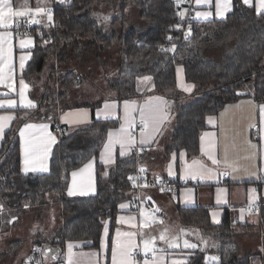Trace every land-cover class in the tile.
<instances>
[{
  "label": "trees",
  "instance_id": "trees-1",
  "mask_svg": "<svg viewBox=\"0 0 264 264\" xmlns=\"http://www.w3.org/2000/svg\"><path fill=\"white\" fill-rule=\"evenodd\" d=\"M129 7L138 9L137 21L128 20ZM181 10L175 0L56 1L52 7V27L38 25L23 30L35 39L32 58L23 71L24 79L34 87L45 65L55 59L49 74L59 86L55 87L54 100L49 101V92L45 90L37 98L36 107L17 110L18 119L4 133L0 146V210L9 212L6 225L10 229L17 227L25 212L36 211L39 219L44 207L52 203L60 207L61 224L46 237V231L34 230L38 239L31 245L56 249L52 264L61 262L59 258L68 241H90L85 247L97 249L105 222L110 223L111 232L119 205L133 199L130 175L136 167L140 169L145 155L157 159L155 153L144 155L145 150L137 147V155L134 150L130 155L117 156L109 168L97 162L94 194L67 195L70 172L97 158L108 130L119 124L118 119H93L89 126L70 129L57 122L56 110L96 105L66 100L67 92L80 85L83 77L91 80L93 69L101 70L106 88L119 101L138 98L137 79L152 78L148 95L164 97L172 113L163 162L181 150L187 157L198 155V140L206 129V118L219 113L225 105L247 97L264 102V12L257 13L254 7L233 0V9L224 19L193 21L190 33L182 35L185 15L181 16ZM169 36L174 40L169 41ZM85 64L93 67L82 72ZM177 66H182L186 82L193 85L189 92L177 87ZM48 118L58 138L49 171L22 174L19 128L28 121ZM175 165L178 168L177 161ZM162 177L177 180L165 173ZM258 189L259 224L264 227V194L261 187ZM23 205H28L29 210L23 211ZM179 215L186 225L198 227L208 238V251L217 254V264H249L252 253L240 254L237 236L241 230L254 226L232 224L228 209L219 224H211L203 208L181 209ZM5 220L0 218V226ZM6 230H0V236ZM22 241H10L5 251L0 248V260L14 254ZM204 253L197 251L188 264H204Z\"/></svg>",
  "mask_w": 264,
  "mask_h": 264
},
{
  "label": "crops",
  "instance_id": "crops-1",
  "mask_svg": "<svg viewBox=\"0 0 264 264\" xmlns=\"http://www.w3.org/2000/svg\"><path fill=\"white\" fill-rule=\"evenodd\" d=\"M175 1L178 6L182 7L181 13H183V16L186 15L189 4L184 3V0ZM191 1L190 7L194 12V21L196 22L224 19L233 9V0H228L227 11L224 12L223 16H217L215 8L216 0H210L209 4L200 5H197L196 0ZM241 1L246 6L254 7L257 12L258 0H250V3H245L244 0ZM9 2L17 10L27 11L30 9L32 15L16 18L21 21L19 27H16L15 24L8 29L0 27V32L7 31L10 33L4 45V63L5 72L11 77V79H6L3 83H0V101L5 102L0 107V117H5L3 121H0L4 126L3 132H0V146L4 133L18 119L17 110L31 109L37 105L36 100L38 97L33 93L34 87L23 77V71L32 58L35 39L32 35L23 33L24 27H22V24L27 20L38 21L35 24L40 26L43 23L52 22L53 19L49 20L46 13H36L35 9L37 7L48 9L51 11V16H53L52 7L56 0H9ZM197 12H210L211 15L208 17H197ZM21 40L30 42L24 48H21ZM21 56L26 57L23 61V68L20 66ZM175 75L177 87L181 90H190V84L184 78L182 66L175 68ZM21 80L26 85L23 90V97L20 95ZM152 81V78L148 76L137 79L136 88L137 92L140 93L138 98L119 101L112 98L114 94L112 93L93 103L96 104L95 106H81L63 111H55L57 122L68 126L70 129L89 126L93 119L119 120L117 127L108 130L97 158H91L81 167L70 172L66 190L67 195L88 196L94 194L96 190L97 162L109 168L117 156L130 155L135 150V147L143 148L145 152L142 154L144 155L154 153L161 133L163 132L164 134L169 130L172 113L169 103L164 97L148 95ZM9 100L13 101L12 106L6 103ZM29 101H31L33 107H26ZM126 102L128 103L127 119L125 112ZM106 104L109 105L108 108H105ZM158 104L163 108L166 119L158 124L157 130L152 133L148 143L143 145L140 143L141 129L134 135L131 128V135L134 138V144L131 148L127 144L122 148L120 143H114L110 149H105V145L109 143L110 131L113 133L111 138L116 140L121 125H124L125 132L129 131V122L133 124L136 120H141V109L147 112L150 107H155ZM105 113L108 114L105 115ZM9 116L13 118L8 120L7 117ZM49 118L48 120L28 121L19 128L20 172L22 174H42L49 171L51 153L58 139L53 132L52 122ZM26 124H31L35 127L25 129ZM256 124H258L257 128L254 127ZM41 125H47L48 127L46 130H42L39 127ZM21 129H24L23 137H21ZM47 133H50L51 137L55 140L54 143L50 144L48 152L41 156L28 158L26 162L22 143L26 144L30 140L38 141L41 138L47 140ZM202 137L205 152L209 150V142L211 141V151L218 161L217 164H213L212 160L205 153L201 152ZM198 147V155L187 157L185 151L181 150L177 154H171L169 160L164 162L165 164L162 167H157L155 161H153V157L145 155L144 161L140 164V169L150 172L152 174L151 177H161L164 180L171 181L162 177L165 173L169 176L168 178L177 179L173 182L179 184L178 190L175 193H171L163 192L155 187L144 188L141 192V201L144 200L145 205L142 206L140 204L138 209L132 210L131 201L121 203L115 217V226L111 232L110 223L108 221L105 222L97 249L85 247L90 245V241H68L60 255V263L69 264V253L71 251L72 264H112V245L114 241H123L125 239L124 233H135L133 242L142 249V236L144 233L145 235L148 233L150 239L155 238L156 255L162 258L160 264H172L174 260H181L184 261V264H188L197 251L206 252L203 256L204 264H217L219 258L217 254L208 251V243L205 242L206 238L203 232L196 226L186 225L179 215L181 209L203 208V210H207L211 224H219L222 221L225 210L228 209L232 224L246 223L254 226L252 229L241 230L238 234L237 242L240 254L245 255L251 252L249 264H264V227L259 224L258 202L260 193L257 186L258 179L264 177V102L257 103L249 97L242 98L225 105L219 113L209 115L206 118V129L200 133ZM121 152H124V155H121ZM102 153L103 156L101 155ZM181 153L184 155L181 156ZM193 160L199 161L205 168L210 169V171L203 173V179L199 175L193 178L189 174L188 166L192 164ZM89 161L92 162L91 168L81 172L80 170ZM175 161H177L178 168L175 165ZM73 172L77 173L76 177H73ZM224 175H226L225 178H223ZM69 190L72 192L71 195L69 194ZM121 205H125V207L121 208ZM250 205H254V209H248ZM166 208H170L173 211L170 215L174 217V222L179 230L173 236L170 229L164 224L167 216L165 212ZM154 229L157 230L156 236L158 237L152 236ZM118 232L120 233L119 236ZM162 233L166 236V239L170 235L175 237V243H178L180 246L169 248L168 245H162L164 241L160 239ZM198 234L200 238L196 237ZM102 240L105 245L103 248L101 247ZM184 240H188L190 244L196 245V247L185 248ZM253 242L256 243V246H253ZM8 243H4V251L8 249ZM69 244L73 245L71 250L68 247ZM161 249L163 251H160ZM50 250V252L45 253V257L46 263L52 264V262H55L56 255L54 257L53 255L56 253V249ZM211 257H217V260L213 261ZM133 259L138 264H144L145 255L141 251L140 256H134ZM148 259H151V254H148Z\"/></svg>",
  "mask_w": 264,
  "mask_h": 264
},
{
  "label": "snow or ice",
  "instance_id": "snow-or-ice-1",
  "mask_svg": "<svg viewBox=\"0 0 264 264\" xmlns=\"http://www.w3.org/2000/svg\"><path fill=\"white\" fill-rule=\"evenodd\" d=\"M197 5L200 4H209L210 0H196ZM245 3H250V0H244ZM216 8V15L217 16H223L224 12L228 9V0H216L215 3ZM36 13H46L48 15L49 20L52 19L51 11L45 8L37 7L35 9ZM257 12H264V0H258L257 3ZM32 15V11L29 9L27 11H21L14 9L9 0H0V27L8 29L11 28L14 24L16 27H19L21 24V21L16 19L24 16H30ZM197 17H208L211 15L210 12H197ZM181 16H183V13H181ZM108 18L105 17V20ZM25 23L32 24V23H38V21L35 20H27L24 21ZM10 35L9 32L3 31L0 32V83H3L6 79H11V77L5 72V55H4V45L8 39V36ZM187 35V34H186ZM30 41L27 40H21L20 46L21 48H24ZM163 50V49H162ZM21 68L24 67L23 61L26 59V57L21 56ZM10 71V69H9ZM149 79V78H145ZM21 89H20V95L23 97V90L26 85L24 84V81H20ZM4 101H0V107L4 105ZM9 106L13 105V101L9 100L6 102ZM26 107H33L31 101L28 102ZM109 105H105V108H108ZM125 112H126V119L128 116V103H125ZM108 113H105L107 115ZM99 115V112H98ZM13 117L9 116L7 117L8 120H11ZM5 117H0V121H3ZM166 119V116L164 114L163 108L158 104L155 107H150L147 112H145L144 109H141V124L143 127L141 128V141L140 143L143 145L145 143H148V140L152 133H154L157 130L158 124L162 123ZM3 124L0 123V132H3ZM35 127L31 124H26L25 129H31ZM42 130L47 129V125H41L39 126ZM133 127L132 122L128 123V129L129 131L125 132L124 125H121V128L118 130V137L116 140H113L111 137L113 136V133L110 131L109 133V143L105 145V149L108 150L111 148L112 144L114 143H120L121 147L123 148L125 144L128 145L129 148L132 147L134 144V138L131 135L130 129ZM208 135V134H206ZM24 136V129H21V137ZM48 139L45 140L41 138L38 141H28L26 144L22 143V150L25 154L26 162L28 158L34 157V156H41L48 152L49 146L51 143H54V138L51 137L50 133H47ZM212 144L211 141L209 142V150L205 152L203 137L201 141V152L205 153L209 159L212 160L213 164H217L218 161L215 159L213 152L211 151ZM103 156V153L101 154ZM121 155H124V152H121ZM184 154L181 153V156ZM92 166V162L89 161L88 164L84 166L83 169H81V172H84L86 169H90ZM189 174L192 175L193 178H195L197 175L200 176L201 179L204 178L203 173L210 171V169L205 168L203 164H201L197 160H193L192 164L188 166ZM35 171V169H33ZM141 171H144V169H141ZM171 174V173H170ZM73 177H76L77 173H72ZM130 179H132L130 177ZM69 194L71 195L72 192L69 190ZM121 208H124L125 205H121ZM120 233L118 232V236ZM125 239L123 241H114L112 245V264H138L137 261H135L133 258L138 252H143L145 255L144 264H160L161 257L156 255V246H155V238L152 239H146L142 241V249L139 245H136L133 242V237L135 236V233H124L123 234ZM161 240L166 241V236L162 233L160 236ZM168 243L169 248L173 247H179L180 245L178 243H173L170 241H166ZM104 242L102 240L101 247L103 248ZM69 249L73 247V245L69 244ZM184 247L185 248H193L196 247V245L190 244L188 240H184ZM51 250H49L50 252ZM160 251H163L161 249ZM148 254H151V259H148ZM72 253L70 251L69 253V264H72L71 261ZM211 260L215 261L217 260V257H211ZM172 264H184V261L181 260H174Z\"/></svg>",
  "mask_w": 264,
  "mask_h": 264
},
{
  "label": "rangeland",
  "instance_id": "rangeland-1",
  "mask_svg": "<svg viewBox=\"0 0 264 264\" xmlns=\"http://www.w3.org/2000/svg\"><path fill=\"white\" fill-rule=\"evenodd\" d=\"M66 1V0H64ZM127 18L129 21L134 22L137 21V16H138V9L135 7H129L127 9ZM108 13V12H107ZM55 65V59L50 60L45 67L43 68L42 72L40 73V78L36 81V85L33 88V93L37 95L38 99L41 96V92L47 90L49 92V101L52 99L54 100L56 97V91L58 89L59 83L56 84L54 81L55 77H51L49 74V68L51 66ZM93 66H90V64H85L82 66V72H87L90 70ZM99 69H93L92 75H90L91 80L88 79L86 76L83 77V81L81 82L80 85H77L74 89L70 90L67 92V97L66 100H69V102H81V103H89L93 104L102 97H106L110 94H112L111 91H109L106 88L105 85V79L102 77L100 74ZM59 71H57V74ZM100 75V77L98 76ZM189 89L191 90L193 88V85H189ZM45 87V88H44ZM57 87V89L55 88ZM190 90H183L186 92H189ZM57 101H59L57 99ZM58 105L60 106V102H58ZM46 109V108H45ZM171 132L170 130H167L164 134L163 132L161 133L156 148L154 150L155 155L157 156V159L154 160L157 167H162L165 163L162 160V156L164 154V150L166 148V145L170 139ZM142 206L145 205V201H141L140 203ZM140 206V205H139ZM3 206L0 204V209ZM29 210L28 205H23V211ZM165 212L167 213L166 219H165V226L170 229L172 236L174 234L178 233V228L177 225L175 224V219L173 216L170 214L173 212L171 211L170 208H166ZM36 211L34 212L33 210L31 212H25L19 219V221L16 223L15 226L17 227H9L10 229H7L8 225L7 223V218L9 216V212L0 210V218H6L5 221L2 222V225L0 226V230H6L8 232H5L4 235L0 236V248L2 251H4V243L10 242L15 239H22V244L18 247V249L15 251L14 254H9L4 261L0 260V264H24L25 261L28 259V255L32 250V242L37 240L38 238L35 236L34 230L37 231H46L43 232L45 235L44 237L48 236L50 231L56 230L57 227L61 224L60 220V207L52 203L47 207H44L42 212H39V219L37 216H35ZM5 224V225H4ZM157 230L154 229L152 231V236H156ZM7 235L6 237H4ZM171 235L168 236L166 241H170L175 243L176 238L172 237ZM158 237V236H156ZM200 238L199 234L196 236ZM6 238V239H4ZM150 239V235H145V233L142 236V241ZM165 240L162 242V245H168V243ZM249 241V240H248ZM205 242H209L208 238L205 239ZM156 243V242H155ZM253 246H256V243H252ZM7 250V249H6ZM49 264V263H46Z\"/></svg>",
  "mask_w": 264,
  "mask_h": 264
},
{
  "label": "built area",
  "instance_id": "built-area-1",
  "mask_svg": "<svg viewBox=\"0 0 264 264\" xmlns=\"http://www.w3.org/2000/svg\"><path fill=\"white\" fill-rule=\"evenodd\" d=\"M57 2H64L63 0H56ZM189 4V9L186 12V15L184 17V24L182 26V35H188L191 31L190 26H191V22L194 21V12L192 10L191 0H184V3ZM186 4V6H188ZM38 24L32 23V24H28V23H23L22 26L24 27V31L29 30L30 28L37 26ZM53 23L52 22H46L43 23L41 27H52ZM40 26V25H39ZM169 41H173L174 37L173 36H169L168 38ZM143 127V125L141 124V120L138 119L133 123V127H132V133L135 135L139 132V130ZM255 128L258 127V124L254 125ZM135 152L136 155L138 154V148H135ZM130 177L132 179H130ZM129 180L130 183L134 189V196L133 199L131 201L132 204V210L138 209L140 203H141V192L144 188H159L160 190H162L163 192H171V193H175L178 188H179V184L177 182H173V181H167L161 178H149L147 175H145L140 169L139 167H136L135 171L130 175ZM226 175L223 176V178H225ZM257 186L261 187L262 193L264 194V177H260L257 181ZM248 209H254V205H250L248 207ZM45 248L42 245H37L35 247L32 248L30 255L27 259V261L25 262V264H46V257H45V252H44ZM135 256H140V252H138ZM61 264V263H59Z\"/></svg>",
  "mask_w": 264,
  "mask_h": 264
},
{
  "label": "water",
  "instance_id": "water-1",
  "mask_svg": "<svg viewBox=\"0 0 264 264\" xmlns=\"http://www.w3.org/2000/svg\"><path fill=\"white\" fill-rule=\"evenodd\" d=\"M49 250H50V248H45V253H48L49 252ZM55 252V251H54ZM56 255V253L53 255V257Z\"/></svg>",
  "mask_w": 264,
  "mask_h": 264
}]
</instances>
